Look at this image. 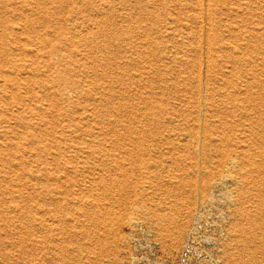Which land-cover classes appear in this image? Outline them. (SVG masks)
Returning a JSON list of instances; mask_svg holds the SVG:
<instances>
[{"label": "rangeland", "instance_id": "374dc122", "mask_svg": "<svg viewBox=\"0 0 264 264\" xmlns=\"http://www.w3.org/2000/svg\"><path fill=\"white\" fill-rule=\"evenodd\" d=\"M0 264H264V0H0Z\"/></svg>", "mask_w": 264, "mask_h": 264}, {"label": "bare ground", "instance_id": "6f19581e", "mask_svg": "<svg viewBox=\"0 0 264 264\" xmlns=\"http://www.w3.org/2000/svg\"><path fill=\"white\" fill-rule=\"evenodd\" d=\"M200 2V1H199ZM201 3V2H200ZM200 7V6H199ZM207 11V10H206ZM200 20V19H199ZM202 24V23H201ZM206 50V49H205ZM206 62V61H205ZM211 106V105H210ZM198 121V120H197ZM223 123V122H222ZM233 166V165H232ZM74 171V170H73ZM229 174H230V172H229ZM231 178H235V176L234 177H232L231 176ZM236 180V179H235ZM227 194V193H226ZM229 199H231V198H229ZM233 203V202H232ZM224 206V205H223ZM129 221H131V220H129ZM247 253V252H246ZM242 262V261H241Z\"/></svg>", "mask_w": 264, "mask_h": 264}]
</instances>
